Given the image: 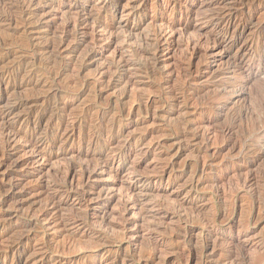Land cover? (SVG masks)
<instances>
[{"label":"rangeland","instance_id":"rangeland-1","mask_svg":"<svg viewBox=\"0 0 264 264\" xmlns=\"http://www.w3.org/2000/svg\"><path fill=\"white\" fill-rule=\"evenodd\" d=\"M16 1L0 264H264V0Z\"/></svg>","mask_w":264,"mask_h":264},{"label":"bare ground","instance_id":"bare-ground-1","mask_svg":"<svg viewBox=\"0 0 264 264\" xmlns=\"http://www.w3.org/2000/svg\"><path fill=\"white\" fill-rule=\"evenodd\" d=\"M1 4H2V3H1ZM11 4H12V3H11ZM37 5H38V4H37ZM3 7H4V6H3ZM9 7H11V8H10V11H13V12H11V13H13V14H14V12H18V13H19V16H17V17H20L21 20H24L25 18H26L25 20H29V19H27V16H29V14H30V16H33V14H32L31 11H30V10H31V7H33V6H32V3L29 2V1H21V0L18 1V2L16 1V3L12 4V6H9ZM0 8H1V7H0ZM8 10H9V9H8ZM8 10H7V11H8ZM2 12H3V11H2ZM4 12H5V11H4ZM34 12H35V11H34ZM7 13H8V12H7ZM2 14H3V13H2ZM2 14H1V15H2ZM13 14H12V15H13ZM31 14H32V15H31ZM208 14H209V13H208ZM223 14H224L223 12H222L221 15L219 14V17H218L217 19H219V20H223V21H226V23L224 24L225 27H224V30H221V31L218 33L217 38H214V40H213L214 42H213V43H215V44L218 43V39H219V38H222V37H224V36L226 35V33L228 32L229 27H230V25H231V18H232L231 16H232V15L227 16L226 14H224V15H223ZM6 15H8V14H6ZM14 15H15V14H14ZM14 15H13V16H14ZM214 15H215V14H214ZM3 16H4V15H3ZM3 16H2V17L0 16V17L3 18ZM217 16H218V15H217ZM36 17H37V16H36ZM8 18H9V17H8ZM12 18H13V17H12ZM14 18H15V17H14ZM3 19H4V18H3ZM6 19H7V18H6ZM0 20H1V19H0ZM12 20H13V19H12ZM14 20H16V19H14ZM14 20H13V21H14ZM21 20H18V21H21ZM4 21H5V20H4ZM6 22H7V21H6ZM11 22H12V21H11ZM22 22H23V21H22ZM15 23H16V22H15ZM8 24H9V23H8ZM11 24H12V23H11ZM23 26H24V25H23ZM23 26H22V27H23ZM25 27H26V26H25ZM24 29H25V28H24ZM5 30H6V29H5ZM26 31H28V30L26 29ZM32 31H33V30H32ZM26 33H27V32H26ZM26 33H25V34H26ZM21 35H22V34H21ZM161 35H162V34H161ZM25 37H26V36L24 35V38H25ZM9 39H11V38H9ZM18 39H19V38H18ZM2 40H3V39H2ZM21 40H22V39H21ZM25 40H26V39H25ZM61 40H62V39H61ZM154 40H155V41H152L153 44L151 43L152 45H154L153 49L155 48L156 51L161 50V48L163 47V42H162V40H161V37H160V33H159V32L156 33V35H155V37H154ZM5 41H7V40L5 39ZM9 41H10V40H9ZM9 41H8V42H9ZM22 41H23V40H22ZM31 41H32V40H31ZM11 42H12V41H11ZM25 42H26V41H25ZM164 42H166V41H164ZM9 43H10V42H9ZM9 43H8V44H9ZM16 43H18V44L20 45L21 41H20V43H19V42H16ZM59 43H60V42H58V44H59ZM12 44H13V43H12ZM21 44H22V43H21ZM25 44H26V43H25ZM25 44H22V46L25 45ZM3 45H4V44H3ZM55 45H56V44H55ZM152 45H151V46H152ZM0 46H1V45H0ZM6 46H7V44H6ZM26 46H27V45H25V48H26ZM36 46H37V45H36ZM241 46H242V45H241ZM58 47H59V46H58ZM202 47H203V46H202ZM25 48L23 47V49H25ZM158 49H159V50H158ZM146 50H147V49H146ZM155 50H154V51H155ZM29 51H30V50H29ZM15 53H16V52H15ZM149 53H150V52H149ZM0 54H1V53H0ZM138 54H139V53H138ZM154 54H155V53H154ZM6 55H7V54H6ZM12 55H13V54H12ZM12 55H11V56H12ZM140 55H141V54H140ZM135 56H136V55H135ZM9 57H10V55H9ZM16 57H17V56H16ZM3 58H4V57H3ZM5 58H7V57H5ZM1 59H2V58H1ZM49 59H50V58H49ZM2 60H3V59H2ZM5 60H6V59H5ZM10 60H11V59H10ZM141 60H142V59H141ZM3 61H4V60H3ZM8 62H10V61L8 60ZM51 62H52V61H51ZM2 63H3V62H2ZM48 63H49V62H48ZM53 63H54V61H53ZM59 63H60V62H59ZM27 64H28V63H27ZM27 64H25V66H23V65L20 64V65L18 66L16 72L19 73V74L22 73L23 71L26 72V71H27V70H26V67H27L26 65H27ZM43 64H45V62H44ZM7 65H8V63H7ZM7 65H6V66H7ZM28 65H30V64H28ZM45 65H46V64H45ZM53 65H54V64H52V66H49V68H50V67L52 68ZM57 65H58V64H57ZM155 66H156V65H155ZM238 66H239V65H238ZM0 67H1V66H0ZM44 67H45V66H44ZM47 68H48V67H47ZM0 69H1V68H0ZM4 69H5V68H4ZM4 69H3V70H4ZM44 69H45V68H44ZM52 69H54V68H52ZM52 69H51V71H53ZM9 70H10V69H9ZM30 70H31V69H30ZM30 70H28V71H30ZM41 70H42V69H41ZM41 70H39V71H41ZM48 70L50 71V69H48ZM1 71H2V70H1ZM11 71H12V70H11ZM28 71H27V72H28ZM4 72H5V71H4ZM4 72H3V73H4ZM32 72H37V71H36V70H32ZM32 72H31V73H32ZM41 72H42V71H41ZM0 73H1V72H0ZM7 73H8V72H7ZM14 73H15V72H14ZM54 73H55V72H54ZM13 76H14V75H13ZM46 79H47V78H46ZM44 80H45V79H44ZM45 83H46V82H45ZM257 90H258V89H257ZM263 91H264V90H263ZM263 93H264V92H263ZM259 94H260V93H259ZM261 96H262V95H261ZM262 97H263V96H262ZM261 101H263V100H261ZM263 102H264V101H263ZM51 112H52V111H51ZM260 112H261V111H260ZM257 122H258V121H257ZM255 126H256V125H255ZM9 127H10V126H9ZM7 128H8V127H7ZM255 132H256V131H255ZM11 133H12V131H11ZM5 142H6V141H5ZM20 238H21V237H20ZM19 241H20V239H19ZM19 241H16V242H19ZM22 241H23V240H22ZM16 242H15V243H16ZM12 246H13V245H12ZM17 248H18V247H17ZM42 258H43V257H42ZM44 260H45V259H44ZM27 261H28V260H27ZM36 261H37V260H36ZM19 262H20V261H19ZM19 262H18V263H19ZM40 262H41V261H40ZM19 264H20V263H19Z\"/></svg>","mask_w":264,"mask_h":264}]
</instances>
